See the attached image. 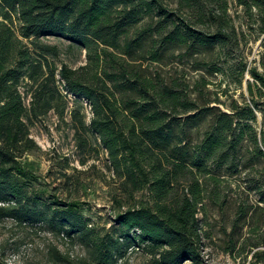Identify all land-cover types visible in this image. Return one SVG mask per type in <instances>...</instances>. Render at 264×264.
Returning a JSON list of instances; mask_svg holds the SVG:
<instances>
[{"label": "trees", "instance_id": "obj_1", "mask_svg": "<svg viewBox=\"0 0 264 264\" xmlns=\"http://www.w3.org/2000/svg\"><path fill=\"white\" fill-rule=\"evenodd\" d=\"M234 1L264 41V0ZM231 4L0 0V220L38 223L84 246L78 256L51 247L53 264H127L135 248L149 255L145 264H228L205 254L218 225L226 252L264 264V73L241 54L248 40ZM50 36L83 48L87 62L61 60ZM177 54L205 71L194 89L164 70ZM225 58L237 61L240 81L254 78L252 103L233 98L224 109L210 96L208 74L224 71ZM50 112L63 121L70 112L81 149L96 141L109 153L128 204L106 232L75 202L30 190L22 158L39 148L31 126Z\"/></svg>", "mask_w": 264, "mask_h": 264}, {"label": "rangeland", "instance_id": "obj_2", "mask_svg": "<svg viewBox=\"0 0 264 264\" xmlns=\"http://www.w3.org/2000/svg\"><path fill=\"white\" fill-rule=\"evenodd\" d=\"M232 1V12L239 15L238 22L243 24L247 43L241 44V54L244 55L248 66L257 67L264 73V41L259 33V23L248 22L244 18L243 8ZM49 40L59 43L62 47L61 60L77 67L87 62V52L77 46H69L66 39L50 36ZM244 42V41H243ZM203 57L198 60L202 64ZM210 58L207 59L209 61ZM225 62V63H224ZM195 58H182L178 54L164 70L180 78V82L194 89L203 70H197ZM220 64L225 70L208 74L211 83L208 85L213 94L212 98L219 97L221 101L230 104L233 98L240 102L252 103V94L249 90V81L254 78L249 72L240 81V66L235 59H224ZM208 69L209 64H203ZM70 108H74L75 96L70 95ZM83 111L88 119L92 116V109L85 100ZM259 114L258 128L261 130L264 115ZM72 117L67 113V121L61 120L55 112L40 118L31 126L32 136L39 148L27 152L23 158V165L29 170L32 177L29 185L33 195L44 199H51L63 205L66 202H75L80 211L90 217L102 232L110 230L116 224V214L127 208L128 201L123 199L120 184L110 168V158L107 150L93 141V149L84 151L78 146L72 127ZM91 148V147H90ZM122 203H121V201ZM212 220V219H211ZM226 235L221 227H214V239H208L205 254L215 262L228 264H252V256L247 253L233 256L224 250ZM59 247L73 256L85 254V248L68 238L54 235L38 223L30 221L20 222L13 217L0 220V260L5 264H53L49 249ZM124 260L127 264H145L149 255L140 248L127 252Z\"/></svg>", "mask_w": 264, "mask_h": 264}]
</instances>
